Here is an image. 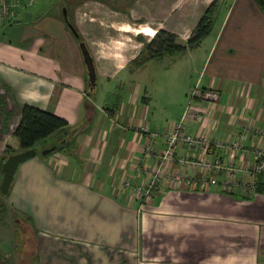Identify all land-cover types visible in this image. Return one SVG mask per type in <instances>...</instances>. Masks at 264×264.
Returning a JSON list of instances; mask_svg holds the SVG:
<instances>
[{"label":"crops","instance_id":"obj_1","mask_svg":"<svg viewBox=\"0 0 264 264\" xmlns=\"http://www.w3.org/2000/svg\"><path fill=\"white\" fill-rule=\"evenodd\" d=\"M18 1L16 16L0 27V185L7 147L21 152L14 133L26 105L70 127L36 145L40 154L19 166L6 199L12 215L30 216L37 230L38 259L27 264H264V190L244 197L163 183L142 203L125 186L147 184L167 135L185 115V96L196 87L218 90L221 98L193 101L189 112L201 118L189 116V134L264 146V139L244 136L248 128H264V9L254 0H221L227 6L212 34L164 57L181 62L185 88L169 115L177 86L159 106L158 84H152V63L164 58L139 68L132 62L159 30L185 44L214 0H130L128 9L87 0L68 14L80 39L65 22L67 0ZM81 43L95 77H89ZM55 145L63 148L41 155ZM183 156L199 154L183 146L176 160ZM176 171L184 172L175 164L170 172ZM0 230L11 236L0 235V264H14L25 233L11 219Z\"/></svg>","mask_w":264,"mask_h":264},{"label":"built area","instance_id":"obj_2","mask_svg":"<svg viewBox=\"0 0 264 264\" xmlns=\"http://www.w3.org/2000/svg\"><path fill=\"white\" fill-rule=\"evenodd\" d=\"M18 6V0H0V27L16 16ZM191 95L182 121L167 135V147L161 160L147 173V184H135L131 181L125 183L142 203L153 199L163 183L202 191L220 188L223 192L244 197L256 192L257 179L264 174V146L254 145L250 149L245 147L241 140L228 142L212 136L189 134L184 128L186 120L189 116L197 120L201 118L199 113L192 115L189 112L193 101L199 97L204 102L215 103L221 98L218 90H200L198 87ZM142 130L152 139L157 135L147 128ZM244 136L264 139V128H248ZM183 146L197 152L199 157L189 159L183 156L176 160V153ZM214 149L223 152V155L215 156ZM150 152L151 147H146V153ZM175 164L184 172H170Z\"/></svg>","mask_w":264,"mask_h":264},{"label":"trees","instance_id":"obj_3","mask_svg":"<svg viewBox=\"0 0 264 264\" xmlns=\"http://www.w3.org/2000/svg\"><path fill=\"white\" fill-rule=\"evenodd\" d=\"M72 1L74 2H71V0H67L66 5L64 4V7L67 9L68 14L71 7L83 4L87 0H72ZM96 1L102 2L103 4H106L114 8H118L117 6L111 5V0H96ZM126 1L130 3V0H126ZM254 1L259 6V8L264 9V0H254ZM115 2H119V0H115ZM220 8H221V0H214L209 6V8L206 10L205 14L199 20L191 37L185 44H181L178 41V37L175 34L167 30H159L150 42L145 43L144 48L140 53V55L132 62V67L139 68L153 59L183 54L188 49L199 46L201 41L208 38L212 34L218 19V15H219L218 13L220 11ZM70 22L74 26L71 20ZM69 128H70L69 123L65 119L51 112L39 109L34 106L26 105L23 109L21 122L14 133V137L18 141L21 151H24V150L36 148V145L40 141L45 140L56 133L66 134V132H69ZM62 148H63L62 145H59L57 151H59ZM7 150L9 155L6 157V159L11 154H15L18 152L15 149H13L11 146H8ZM214 151L217 150L214 149ZM38 153L40 154V152ZM6 159H4V162L6 161ZM1 172H2V168H1ZM263 190H264V174H261L257 179L256 191H263ZM8 195L9 192L7 194H3L0 190V226L5 225L7 220L11 219L13 220V224L15 226L16 231L22 230L26 235L27 234L26 230H23L21 228H23L22 227L23 225L24 227L25 225H27L26 228L31 232V235L33 234L32 237L34 236L36 239L37 230L34 226L33 219L30 216H24L25 218L22 217V220L14 218V216L12 215L11 206L7 205L6 203V199ZM20 223H22L23 225H21ZM26 238L27 237L25 236V240ZM21 250H24L23 246H21ZM35 253H36V248L33 254L32 253L29 254V259H31L32 261L38 259V256ZM20 259L21 256L20 255L17 256L16 263L14 264H22L20 262Z\"/></svg>","mask_w":264,"mask_h":264},{"label":"rangeland","instance_id":"obj_4","mask_svg":"<svg viewBox=\"0 0 264 264\" xmlns=\"http://www.w3.org/2000/svg\"><path fill=\"white\" fill-rule=\"evenodd\" d=\"M128 4L129 3L126 0H124V1L119 0V2H115V0H111V5L117 6L118 8L128 9V7H129ZM226 6H227L226 3L222 4L221 8H224V11H225ZM144 8H146V7H144ZM140 16L143 18L145 17L144 15H142V13L140 14ZM120 17L124 18L123 16H118V18H120ZM143 18H140V19H143ZM124 19L127 20L126 17ZM146 19L150 20L152 18L149 15L146 17ZM175 19L176 18H171L169 20V23L170 24L174 23ZM180 70H181V62L178 63L177 65H175L171 60H168L167 58L159 59V60H156L152 63V72H153L152 84H154V86L156 84H158L156 91H157V93H159V95L157 96V98L159 100V106H161V104L162 105L165 104V102H166L165 97L167 96V91L171 90L172 87L177 86V89H175L176 90L175 93L177 94V97L175 99V105L173 107L169 106L166 109V113L169 115L177 110L176 107H178L180 105L181 98L185 92V88L183 87V84H181V82H182V80H180L181 77H180V75L178 76V73L181 72ZM193 81H194V78L192 79L191 84L193 83ZM178 87H180V88H178ZM191 96H192L191 93L189 94L188 98L185 96L184 100L185 101L188 100V104H189ZM161 109H162V107H161ZM159 111H160V113L163 112L162 110H159ZM12 117H13V119L11 120ZM11 118H10L11 122L9 120L10 124L13 123V121H14V115H12ZM13 216L16 219H21V220H22V217L25 218L23 215H21L17 211H15ZM20 224L23 225L22 223H20ZM22 227H23V230H26L27 234L25 236L27 238L25 240L24 250H21L22 251L21 252L22 257L20 259V262L22 264L23 263L27 264V261L29 259V254L30 253L33 254L35 251V248L37 249V247H36L37 238L35 239L34 236L32 237L33 234L31 235V232L26 228L27 225H25V227L23 225ZM8 230H9V228H8ZM0 235L4 236L5 238L9 237V240L11 239V236L10 235L8 236V233H3V232H1V230H0ZM4 242H6V241L4 240ZM8 245H10V244H8ZM7 248L10 249V246ZM36 262H37V260H36Z\"/></svg>","mask_w":264,"mask_h":264},{"label":"water","instance_id":"obj_5","mask_svg":"<svg viewBox=\"0 0 264 264\" xmlns=\"http://www.w3.org/2000/svg\"><path fill=\"white\" fill-rule=\"evenodd\" d=\"M64 19L67 25L69 26L70 30L74 33L76 37H79L78 32L76 31L75 27L69 20L67 9H63ZM81 48L85 57V61L88 65L89 77H95V69H94V61L90 55V52L87 50L86 45L81 43ZM59 145H55L51 148L45 149L41 152L42 156H47L58 149ZM38 155V151L33 148L29 150H24L15 154H11L3 164L2 173L3 179L0 185V190L3 194H7L10 190L12 182L14 180L15 174L19 168V166L26 162L27 160L34 158Z\"/></svg>","mask_w":264,"mask_h":264}]
</instances>
